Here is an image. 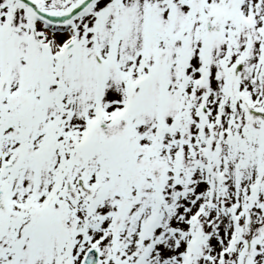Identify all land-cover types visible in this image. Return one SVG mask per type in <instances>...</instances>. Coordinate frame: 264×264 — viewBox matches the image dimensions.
<instances>
[{
  "label": "snow or ice",
  "instance_id": "snow-or-ice-1",
  "mask_svg": "<svg viewBox=\"0 0 264 264\" xmlns=\"http://www.w3.org/2000/svg\"><path fill=\"white\" fill-rule=\"evenodd\" d=\"M0 264H264V0H0Z\"/></svg>",
  "mask_w": 264,
  "mask_h": 264
}]
</instances>
